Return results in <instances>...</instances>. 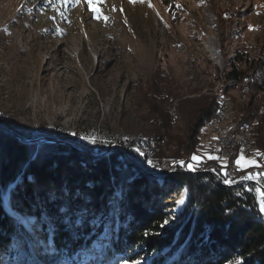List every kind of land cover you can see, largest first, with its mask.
<instances>
[{
    "label": "trees",
    "instance_id": "1",
    "mask_svg": "<svg viewBox=\"0 0 264 264\" xmlns=\"http://www.w3.org/2000/svg\"><path fill=\"white\" fill-rule=\"evenodd\" d=\"M164 2L169 9L174 7V0ZM239 14L236 8L219 13V20L228 24L221 39L224 46L229 40H243L242 31L234 26ZM250 47L244 40L235 46L230 68L215 67L207 87L222 84V93L235 103L234 120L251 136L249 153H256V163H264V40L262 55L250 56ZM229 81L248 89L247 102L238 105L229 93ZM134 89L133 102L147 126L144 135L112 141L103 137L96 143L99 154L95 157L90 154L95 142L90 145L79 139L81 135H70L57 126L46 134L53 143L22 142L0 115L3 264H19L17 254L26 251L25 238L32 239L7 207L37 217L42 227H48L60 254L76 263L82 259L80 249H91L102 235L111 218L106 214L111 198L117 203V213L109 223L108 250L105 247L99 254L108 264L120 257L133 259L137 254L132 252L140 245L147 251L167 249L153 264H264V211L254 195L255 186L221 185L216 178L224 175L221 166L199 167L193 159H185L204 147L199 129L216 111L214 95L202 93L203 88L196 94L179 91L163 72ZM174 103L177 113L172 114ZM138 144L144 152L136 148ZM105 151L107 156H101ZM158 178L170 183L161 195ZM181 186L188 189L187 203L171 215L164 208L170 195L163 194ZM37 193L39 201L33 198ZM29 261L39 264L32 256Z\"/></svg>",
    "mask_w": 264,
    "mask_h": 264
},
{
    "label": "rangeland",
    "instance_id": "2",
    "mask_svg": "<svg viewBox=\"0 0 264 264\" xmlns=\"http://www.w3.org/2000/svg\"><path fill=\"white\" fill-rule=\"evenodd\" d=\"M209 1L213 0H174V7L169 9L164 0H103L99 8L107 17L104 20L94 18L96 13L89 10L86 0H0V115L21 141L53 143L46 134L57 126L70 135H81L79 139L90 145L95 142L90 153L95 157L99 154L96 143L103 137L112 141L144 135L147 126L133 102L134 88L158 72L172 78L179 91L196 94L203 88L202 93H210L216 99V84L211 88L207 82L218 66L205 43L213 39L216 48L220 47L224 65L220 69L230 68L228 64L235 56L233 48L243 40L251 46L250 56L262 55L264 0H234L227 7L221 6L223 1L214 0L218 17L213 27L208 15ZM243 6H247L243 15L234 21L243 40H229L225 47L221 39L226 36L228 24L219 20V13ZM242 90L234 86L229 91L238 105L247 102ZM233 104L235 117L237 109L234 101ZM170 106L177 113V103ZM240 131L251 140L248 130L241 127ZM136 148L144 152L142 145ZM242 156L257 162L256 153L251 152L237 154L236 163ZM185 159L191 160L190 155ZM158 181L161 195L170 183L165 184L160 178ZM19 182L23 185L22 180ZM163 195H170L164 208L175 215L185 207L188 189L181 186L172 194ZM33 198L40 200L38 193ZM108 202L110 209L106 214L110 220L91 249H80L82 259L76 263L60 254L48 227H42L37 217L7 207L32 238H25L26 251L17 254V262L30 264L32 256L39 264H108L104 256H95L105 247L108 250L109 223L117 213L115 199ZM164 251L167 249L147 251L140 245L132 252L137 254L133 259L120 257L111 264H153L154 258ZM5 260L0 255V264Z\"/></svg>",
    "mask_w": 264,
    "mask_h": 264
},
{
    "label": "built area",
    "instance_id": "3",
    "mask_svg": "<svg viewBox=\"0 0 264 264\" xmlns=\"http://www.w3.org/2000/svg\"><path fill=\"white\" fill-rule=\"evenodd\" d=\"M221 6L232 5L231 1L234 0H221ZM239 1V0H238ZM237 2V1H236ZM250 2V0L248 1ZM237 4V3H234ZM209 18L212 27L214 25V19L218 16L215 14V1H209ZM247 6L239 8L241 16ZM236 16V19L239 17ZM236 21V20H235ZM213 38L216 40L215 36ZM208 42L205 43V47L208 50ZM216 45V42H215ZM222 48V46H221ZM223 50V48H222ZM218 51L221 52L220 47ZM209 52V51H208ZM223 53H215L211 55L214 59V63L218 67H223L221 61H223ZM229 65V64H228ZM249 80V79H247ZM228 85L233 88L236 83L229 81ZM222 84H216L214 92L216 95L217 108L214 111V115L205 124L200 126L199 137L204 143V147L200 148L194 153L191 159L195 156L199 158V163L195 162L199 167H205L207 164H214L215 166H221L224 170V175H217V181L224 186L231 187L241 184H253L256 188L254 195L261 204L259 192H264V163H256L254 166L247 168H240L234 160L239 153H249L251 140L246 133L240 131V124L234 120V104L230 98L222 94ZM248 89L246 87L242 90V96L246 97ZM172 114H175L176 109H171ZM242 130V129H241ZM214 157V158H209ZM220 160L225 162L222 164ZM212 173L211 171H208ZM248 177H251L250 179Z\"/></svg>",
    "mask_w": 264,
    "mask_h": 264
},
{
    "label": "snow or ice",
    "instance_id": "4",
    "mask_svg": "<svg viewBox=\"0 0 264 264\" xmlns=\"http://www.w3.org/2000/svg\"><path fill=\"white\" fill-rule=\"evenodd\" d=\"M129 2L135 3V2H137V0H129ZM140 2H143V0H140ZM86 3L89 5V10L96 13L94 18L107 20V17H104L102 15V12L99 8V5L103 3V0H86ZM113 10H115V9H113ZM209 158L211 159L214 157H209ZM192 159H193V161L199 163L198 157L194 156ZM237 165L240 166L241 168H243V167L254 166L255 162L251 161V160H245V158L242 156L240 158V160L237 161ZM191 167L192 166L189 165L190 169H191ZM248 178L250 179L251 177H248ZM257 191H258V195H259L260 200H261V211H264V192H259V190H257Z\"/></svg>",
    "mask_w": 264,
    "mask_h": 264
},
{
    "label": "bare ground",
    "instance_id": "5",
    "mask_svg": "<svg viewBox=\"0 0 264 264\" xmlns=\"http://www.w3.org/2000/svg\"><path fill=\"white\" fill-rule=\"evenodd\" d=\"M208 51H211L212 55H215V53H221L220 51H218V48H216V45L213 39H211V41L208 43Z\"/></svg>",
    "mask_w": 264,
    "mask_h": 264
},
{
    "label": "water",
    "instance_id": "6",
    "mask_svg": "<svg viewBox=\"0 0 264 264\" xmlns=\"http://www.w3.org/2000/svg\"><path fill=\"white\" fill-rule=\"evenodd\" d=\"M23 141V140H22ZM32 141H38V140H32ZM23 142H28V141H23ZM30 142V141H29ZM39 142V141H38Z\"/></svg>",
    "mask_w": 264,
    "mask_h": 264
}]
</instances>
